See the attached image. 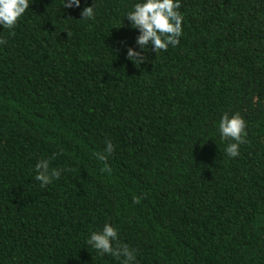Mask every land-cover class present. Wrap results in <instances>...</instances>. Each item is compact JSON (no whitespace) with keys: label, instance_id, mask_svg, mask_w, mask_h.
<instances>
[{"label":"trees","instance_id":"trees-1","mask_svg":"<svg viewBox=\"0 0 264 264\" xmlns=\"http://www.w3.org/2000/svg\"><path fill=\"white\" fill-rule=\"evenodd\" d=\"M141 2L29 0L0 25V264H121L87 243L105 223L133 264H264V0H178L179 45L135 65ZM41 159L62 170L45 187Z\"/></svg>","mask_w":264,"mask_h":264},{"label":"clouds","instance_id":"clouds-1","mask_svg":"<svg viewBox=\"0 0 264 264\" xmlns=\"http://www.w3.org/2000/svg\"><path fill=\"white\" fill-rule=\"evenodd\" d=\"M79 8L80 0H64V8ZM30 7L29 0H0V25L4 29H14L18 20ZM181 7L178 0H144L136 3L134 10L127 14L132 28L139 30V36L136 38V44L141 51H135L129 47L127 49V59L133 64L141 65L146 62L143 55L145 49L151 44L152 50L157 53L160 50L166 51L169 45L175 47L179 45V37L182 35L183 16L178 11ZM95 4L91 7H85L81 12V20L94 19ZM14 35V33H12ZM7 41L0 38V44H6ZM246 121L237 112L231 117L228 113L223 114L219 122V132L222 140H232L226 147V155L234 158L239 156L240 145L246 143L245 131ZM105 149L96 153V158L104 162L101 172H112L110 165L107 163L109 157L114 152V146L110 141H105ZM35 179L40 182L41 187L52 183L53 179H59L61 169L51 168L50 161L41 159L35 166ZM67 171V169H64ZM134 203L139 204L140 198L135 197ZM115 242V245H114ZM87 243L96 249L101 255L110 254L113 257L124 259L121 264H133L136 256L134 249H130L127 244L119 242L117 229L110 223H105L102 231L92 232Z\"/></svg>","mask_w":264,"mask_h":264}]
</instances>
